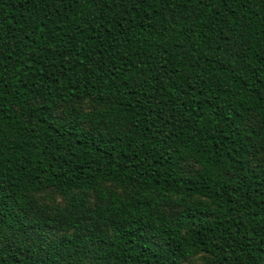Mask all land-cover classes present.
Returning <instances> with one entry per match:
<instances>
[{
	"label": "trees",
	"instance_id": "1",
	"mask_svg": "<svg viewBox=\"0 0 264 264\" xmlns=\"http://www.w3.org/2000/svg\"><path fill=\"white\" fill-rule=\"evenodd\" d=\"M198 254L264 264V0H0V264Z\"/></svg>",
	"mask_w": 264,
	"mask_h": 264
},
{
	"label": "rangeland",
	"instance_id": "2",
	"mask_svg": "<svg viewBox=\"0 0 264 264\" xmlns=\"http://www.w3.org/2000/svg\"><path fill=\"white\" fill-rule=\"evenodd\" d=\"M85 109L90 108V103L87 101L83 104ZM255 124V118L254 116H250L249 119L247 120V125H253ZM189 168H194V165L192 162L188 164ZM34 198L36 201V207L43 209L46 211V214L48 215H55L57 212L53 213L56 211L57 207L60 206L62 208H65V206H68V200L66 197L61 195L56 189L50 188L45 191H41L38 193L34 194ZM95 195L90 194V201L93 203L95 202ZM171 207H174L173 203L167 204L165 207L168 211L171 210ZM203 262V254H198L192 258L184 260L181 264H201Z\"/></svg>",
	"mask_w": 264,
	"mask_h": 264
}]
</instances>
